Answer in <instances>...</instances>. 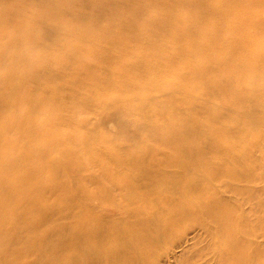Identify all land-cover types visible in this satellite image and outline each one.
<instances>
[{"label":"bare ground","instance_id":"obj_1","mask_svg":"<svg viewBox=\"0 0 264 264\" xmlns=\"http://www.w3.org/2000/svg\"><path fill=\"white\" fill-rule=\"evenodd\" d=\"M76 1L44 0L47 9L36 14L35 20L50 24L57 41L62 42V36L67 35L68 40L60 43V50L64 49L69 56L78 59L74 41L82 38L86 52L90 53L88 41L93 28L89 23H93V18L74 19L76 23L68 24L62 12L72 10ZM91 2L97 10H107L112 14V20L106 26L117 25L120 31L116 35L112 32L110 36L108 32L105 34L113 45L127 42L136 46L143 36L153 39L152 34L157 33L144 19V11L148 9H169V14L184 6L185 10L194 7L202 11V14H191L187 10L174 21L167 14L160 16L161 21L159 18L156 20L162 28L159 34L167 39L176 38V33L184 29L202 39L204 34L206 37L213 34L209 28L199 27L202 16L211 20L219 18L218 22L222 23L231 19L242 25L255 24L258 27L264 23V14L252 12L253 7H264V0H127L124 9H120L115 0ZM223 11L227 14H221ZM12 16L17 20L14 26L10 25ZM32 28L33 25L24 18L16 17L11 6L0 3V264H140L154 255L162 239L180 231L190 218H195L202 228L224 240L230 262L255 264L253 262L258 260L252 253L245 246L240 247L245 243L240 234L243 231L234 227L230 220L232 213L219 198L215 186L216 181L228 173L223 171V165L222 170L213 168L206 155L211 151L223 154L230 157L233 164L245 162L250 155L251 138L256 137V133L243 132L235 142L223 138L229 136L234 123L229 116L234 112L248 113L259 109L264 113V103L260 102V95H256L263 94L264 70L256 68L253 62L249 71L238 75L228 70L224 72L223 62L213 64L211 47L194 38L183 46L169 49L168 56L161 52L159 46L143 47L146 50L137 64L144 62L170 68L177 63L178 70L187 55L209 52L208 60L200 62L191 75L184 76V98L175 96V100L172 99L173 104L185 103L192 114L197 111L198 102H205L206 106L200 107V114L207 119L204 134L207 140L195 137L196 128L200 125L194 116L193 121L186 125L179 118H174L164 127L165 130L168 128L167 132L161 131L151 121L142 126L148 128L155 139L163 141L169 155L166 156L165 151L166 158L160 164L155 158L149 167L146 160L154 147L144 150L135 143L124 147L125 154L115 150L112 157L115 166L111 168L100 165L98 161L101 160L96 156L82 161L74 154L78 145L65 147L56 135L48 131L61 115L57 108L56 112L55 108L51 109L53 99L31 95L30 81L53 80L58 73L53 65L61 61L65 64L68 58H54L50 53L51 47L37 48L40 39ZM95 31L97 33L100 28ZM133 33L135 35H131ZM124 53L129 55L130 49L126 48ZM98 58L100 62L114 65L129 75L134 67V61L128 59L113 61L100 54ZM80 59L85 60L84 57ZM3 61L7 63L6 70L2 69ZM82 68L80 64L78 69ZM112 80L107 78L106 81ZM169 85L165 88L178 89L176 85ZM122 86L123 81L120 83ZM218 96L224 105L230 107V112L227 108L230 113L228 120L222 119L223 106L207 107L208 101ZM117 98L105 94L101 100L108 103ZM26 109L30 111L28 114ZM45 109L52 111L46 123L31 118L35 112H44ZM246 129L248 131L249 128ZM158 166L160 169H175L169 180L160 179ZM91 167H98L101 173L92 172ZM104 178L111 181V186L104 185ZM84 181L97 190L92 191L86 184L82 185ZM153 182L159 185L154 186ZM110 217L113 219L109 220Z\"/></svg>","mask_w":264,"mask_h":264},{"label":"rangeland","instance_id":"obj_2","mask_svg":"<svg viewBox=\"0 0 264 264\" xmlns=\"http://www.w3.org/2000/svg\"><path fill=\"white\" fill-rule=\"evenodd\" d=\"M0 3L11 6L17 18L22 17V19L24 18L25 21L33 25L31 30L40 39L37 48L51 47L50 53L54 58H58V60L62 56V59L68 58L65 64L61 61L60 64L53 65L54 71L58 72L53 80L49 79L40 83H36L35 80L30 81L29 91L31 95H44L53 99L54 105L51 109L55 108V112L58 109L61 116H59V119H55L49 126L48 131L56 135L55 137L65 147L70 146L69 148H73V145H78L74 154L84 162L91 159V156H96L101 160L98 161L100 165L114 168L112 157L114 158L113 153L115 150L119 149L121 154H125L124 150L126 148L124 149V147L136 143L139 147L145 148L144 150L154 147V150L151 148L152 150L149 151L150 155L146 160L147 166L150 167L155 158L157 164H160L161 160L166 158L164 152H167L166 156L169 153L164 148L163 141L155 139L151 136L150 130L142 126L150 124L151 121H154L161 131L167 132L168 128L165 130L164 127L166 124L171 123L174 118H179L186 125V123L193 121L194 116L200 125L196 128L195 137L199 140H207V136L204 135L207 131V119L203 114H200V107L205 105V102L203 100L198 102L197 111L192 114L185 103L173 104L172 99L175 100V96L184 98V76L191 75L193 69L198 67L200 62L208 60L209 52H200L195 56L187 55L188 58L184 59L186 60L185 63L178 70L177 63L170 68H162L157 65L151 66L144 62L137 64L146 50L142 49L143 47L159 46L161 52L168 56L169 49L183 46V44L194 38L193 40L197 39L203 45L206 43L211 47L214 56L213 64L220 65L217 61L223 62L222 69L224 72L228 70L231 74L238 75L244 71H249L253 62L256 68L264 70V23H262L263 25L258 24L259 27L255 24L254 26L253 24L242 25L241 22L235 19L222 23L218 22L220 21L219 18L211 20L204 19L205 17L202 16L199 27L201 29L209 28L213 33L207 36L208 39H205L207 34L203 35L205 36L204 39L199 36L197 38L196 35L185 29L180 30L181 32L178 31L176 38L170 37V39H167V37L159 34L162 28L158 23L161 21L159 17L166 15L170 10L148 9L144 11V19L150 22L151 30L157 33L152 34L153 39L143 36L136 46L127 42H124L123 45H113L111 39L106 38V32L110 36L111 32L116 35L120 30L117 25L106 26L112 20V14L107 10H97L91 0H77L72 10L62 12L66 22L72 25L73 22L76 23L74 19L90 20L93 18V23L91 21V24L89 23L90 27L93 28V35L88 41L92 51L90 50V53H87L85 41L82 38L76 39L74 44L77 59L69 56L64 49L60 50L62 48L61 44L68 40L67 35L62 36V42L57 41L54 34H52L50 24H46L42 20H35L36 14L47 9L44 0H0ZM115 3L120 9L127 6V0H115ZM179 9L177 12L171 11L172 13L167 14L168 18L172 21L178 20L180 14L185 13L187 10L191 14H202L200 9L194 7L185 10L182 6ZM252 12L264 14V7H253ZM11 14L13 15V12ZM221 14L224 15L227 12L223 11ZM158 18L159 21H156ZM15 21L17 20L12 16L10 25L14 26ZM102 26L107 30L104 31V27L101 28ZM98 27L100 31L96 33L95 30ZM126 48L130 49L129 55L124 53ZM193 48L198 49L197 46H193ZM99 54L102 57H109L113 61H119V58L134 61V67L130 75L125 74L114 65L100 62ZM80 57H84L85 60H81ZM80 64L83 66L81 70L78 69ZM165 64L167 63L165 62ZM1 66L3 70H6V61H3ZM107 78L113 80L108 82L106 81ZM122 81L123 86L120 87ZM169 84L178 86V89H166L165 87ZM262 92V95L261 93H256V95H260L258 98L261 103H264V89ZM105 94L118 96V98L107 103L101 100ZM216 98H211L207 107L213 109L217 106H223L222 119L228 120L230 113H228L227 108L230 107L224 105L219 96ZM26 110V114H28L30 111ZM26 110L24 111L26 112ZM46 110L39 113L35 112L36 114H32L31 118L39 123H46L48 117L52 115L51 110ZM253 110L248 113L234 112L229 116L233 118L234 123L229 129V136L223 138V140L227 138L228 141L231 139L235 142L239 134L243 132H246V134L256 133V137L251 138L252 146L248 150L250 155L245 162H234L233 164L230 157L212 151L209 155H206L208 156L206 160L211 161L214 165L213 168L216 170L223 169V171H227L226 177L215 183L219 198L224 201L223 204L227 207L228 212L232 213L230 214V220L234 227L243 231L240 234L245 243L240 244V247L245 246V249L258 260L253 263L264 264V124L262 123L264 113H260L259 109H256V112ZM246 128H249L248 131ZM207 143L210 144L209 141ZM201 145L203 146V144ZM128 151L126 150V152ZM219 155H222L221 158ZM91 171L100 172V169L91 167ZM158 171L161 176H164H160V179L169 180L175 169L159 168ZM229 173L237 176V178H233ZM103 183L111 186V181L108 179L104 178ZM153 183L155 186V182ZM85 184L90 190H97L96 187L91 186V183L84 181L82 185ZM112 219L109 218V220ZM198 224L199 222L195 218L188 219L180 231L172 233L164 240L162 239L155 248L154 255L140 264H233L227 258L226 253L228 251L224 240L216 238L213 232L202 228Z\"/></svg>","mask_w":264,"mask_h":264}]
</instances>
